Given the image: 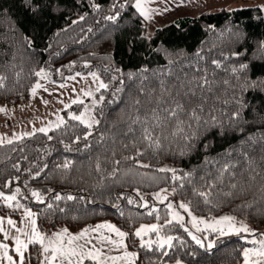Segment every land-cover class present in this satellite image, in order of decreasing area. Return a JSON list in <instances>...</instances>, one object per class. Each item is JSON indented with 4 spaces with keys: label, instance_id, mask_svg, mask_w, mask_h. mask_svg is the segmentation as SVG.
<instances>
[{
    "label": "trees",
    "instance_id": "16d2710c",
    "mask_svg": "<svg viewBox=\"0 0 264 264\" xmlns=\"http://www.w3.org/2000/svg\"><path fill=\"white\" fill-rule=\"evenodd\" d=\"M116 13L114 21L106 19ZM262 43L264 13L259 6L180 17L149 38L135 0H0V75L6 77L0 103L28 100L39 77L35 73L43 68L96 70L108 85L97 93L99 123L92 132L70 116L82 110V103H76L64 110L62 126L0 143V190L17 196L10 204L0 198V214L19 218L31 210L36 228L48 234L110 220L128 234L126 243L138 264H244L249 242L243 237H222L211 248L201 247L189 225L167 223L168 203L154 201L151 193L175 189L169 199L187 203L195 214H229L264 224V153L259 143L264 91L246 86L264 80ZM241 64L248 68L233 73ZM203 75L212 82L211 91L198 89L190 97L191 106L203 105L200 122L182 114L184 134L174 135L175 122L170 121L155 133L160 147L148 148L140 140L141 126L132 122L136 109L143 115L163 89L182 93L188 81ZM138 151L143 154L137 156ZM226 162L236 166L221 181ZM163 168L176 169L183 179L173 180L172 172L159 171ZM213 182L207 202L195 194L194 189L207 191ZM33 191L42 199L32 196ZM57 195L62 199L56 200ZM69 195L75 199H66ZM150 222L160 224L162 235L174 237L171 247L156 242L141 247L134 233ZM24 264H40L39 245H29Z\"/></svg>",
    "mask_w": 264,
    "mask_h": 264
},
{
    "label": "rangeland",
    "instance_id": "374dc122",
    "mask_svg": "<svg viewBox=\"0 0 264 264\" xmlns=\"http://www.w3.org/2000/svg\"><path fill=\"white\" fill-rule=\"evenodd\" d=\"M250 6H259L264 13V0H145V7L149 10L150 15L148 17L143 15V17L147 25V37L151 38L158 28L173 23L180 17H198L202 14L216 12L222 9L232 10ZM211 41L212 40L209 41V44L212 43ZM43 70L46 75L39 76L33 88H36L37 84L41 85V87L36 88L35 93L31 90V96L28 100L22 101L18 104L0 103V109H3L0 110V141H2V143L29 136L39 131L41 128L47 129L46 132H49L54 128L62 126L66 121L64 110L76 104L74 101L78 100L82 101V110L79 113L71 112L70 116H79L83 113L86 116L90 115L94 117L95 120H98L95 114V109L100 103L97 93L102 88H100L99 91H97V88L99 87L100 81H103L104 83L105 81L96 70H89L88 72L76 70L70 73H66L60 68H43ZM92 73H96L98 79L94 78L91 75ZM87 92H92V95H86ZM83 124L86 125L85 123ZM96 125L97 124H93L91 128L88 127L90 130L89 132H92ZM0 192L2 191L0 190ZM157 193L160 194L161 199H157ZM172 193L173 191L171 189L164 188L151 193V198L159 203H171L172 208H170V216L167 221L172 220V213L174 211L178 212L179 215L183 217L182 222L189 225V229L195 236L204 242V246H207L208 243L214 245V243L222 237L241 236L249 242L247 249L260 247L259 244L253 243V241L264 239V224H255L241 218H235L229 214L218 216H203L195 214L192 212L189 205L188 207L190 211L180 208L179 204L182 201H171L169 197ZM164 196H167L166 200L163 199ZM4 202L5 204L9 203L6 200H4ZM226 216L234 218L232 223L237 229L242 226H247L250 231L236 232L230 230L227 226V221L217 225L218 228L224 229V234H221L219 231H213L212 228L207 227L208 224H214L216 221H220L222 217ZM193 217L196 218L195 221L193 220ZM106 223L115 225L110 220L101 221L97 225ZM153 224L160 226L158 222L143 223L138 226L136 230L140 229L141 226H149ZM115 227L118 228L117 226ZM63 229L66 228L56 229L50 234L40 232L52 236V234L60 232ZM82 230L84 229L68 232L75 235ZM121 231L124 232L123 230ZM151 233L153 232H147L144 235L143 240L139 237V244H142L147 240H151L155 243L160 240L161 237H167L159 232H155L154 235ZM101 235L110 236L113 240L117 241L120 239L115 233L109 232L107 229H101L100 232H91L85 237V239L91 240V245H88V247L95 245L97 248H100L103 253L101 259H104L106 264H129L128 258L118 260L108 259L110 257H123L125 252L135 253L128 248L126 237L124 238V244L126 245L125 248L112 245L109 242L102 243L99 239ZM79 243H84V240L79 241ZM252 259H255V257ZM84 264H98V262L91 259H85ZM133 264H138L136 256L133 258ZM179 264L185 263L180 261Z\"/></svg>",
    "mask_w": 264,
    "mask_h": 264
},
{
    "label": "snow or ice",
    "instance_id": "6c2138e0",
    "mask_svg": "<svg viewBox=\"0 0 264 264\" xmlns=\"http://www.w3.org/2000/svg\"><path fill=\"white\" fill-rule=\"evenodd\" d=\"M28 4L32 3V0H26ZM120 7H123V5H119ZM94 7L99 8V5H94ZM117 7L116 4H113V8ZM135 8L140 10V13L144 15L145 17H148L150 15L149 10L145 7V0H135ZM35 11V9H33ZM119 13H116L115 15L108 16L106 19L108 20H115ZM80 19H84V17H80ZM262 48H264V43L261 45ZM214 64L217 65V67H220V64L218 61H213ZM248 68L247 64H241L239 68H232V72L236 73L238 71H244ZM146 71V70H142ZM37 76H45L46 73L42 69L40 72L35 73ZM79 75V74H77ZM94 78L98 77L96 76V73L91 74ZM131 75V74H130ZM74 78V77H73ZM6 79V77L0 75V87L3 86V82ZM225 83H227L225 81ZM211 84L212 82L208 80L207 75L201 76L199 79H194L192 81H188L185 85L187 88V91L184 92H176L173 94L172 92L168 91L167 89H163V94L155 100V106L148 109L143 115L140 114L139 108L136 109V115L133 118L132 122L134 124L140 125V140L144 142L148 148H159L160 147V137L156 135L157 129H161L170 121L175 122V132L174 135H180L184 134L185 124L186 121L182 120L180 117L181 115H187L190 120L195 121L197 123L200 122V115L199 113L203 111V105L202 103L196 104L195 107L191 106L192 101L190 97H195L197 95L198 89H207L211 91ZM247 87L250 88H258L261 91H264V80H252L247 82ZM41 87V85L37 84L36 88ZM108 85L105 84L103 81L99 82V87L97 88V91H99L100 88H107ZM36 88H33L32 91L35 93ZM119 91V89L117 90ZM86 95L91 96L92 92H87ZM165 96H167L169 99H165ZM201 101L203 100V96L200 97ZM74 103H82V101H74ZM135 104L138 106L141 104V101L137 100L135 101ZM3 110V109H0ZM234 117H239L240 113L236 112L233 114ZM75 120H79L82 123H85L87 127L91 128L93 124H98L99 121L95 120L94 117L85 114H81L79 116L73 115L72 117ZM212 121L215 122V117L213 116ZM59 126V125H57ZM188 127H191V124L187 125ZM41 132H46L47 129L41 128L39 129ZM128 132H134V129L132 127H129ZM194 135V134H193ZM190 136L185 135V139H190ZM79 139V138H77ZM249 141H252L253 143H257L253 140L252 137H249ZM2 143V141H0ZM11 143V141H9ZM260 150L262 153H264V136L260 138ZM135 147V143L132 145ZM127 147V145H125ZM143 153L137 152V156L142 155ZM243 155L247 157V152H244ZM125 159H132V157H126ZM262 159H264V156H262ZM70 161L66 162L63 167L68 168L70 166ZM116 163H119V161H116ZM143 167H147V165H142ZM236 165L233 163H225L222 168L220 169V173L218 176V179L222 181L223 173L227 172L230 168H234ZM15 167V166H14ZM97 168H99V164H97ZM161 172H172V179L173 180H180L183 179L182 177H178L176 175V169H168L163 168L159 169ZM38 175V173H37ZM188 176H191V173L186 174ZM234 175V173H232ZM10 183V182H9ZM215 187V182L208 185L207 191H199L195 190L194 192L196 195L201 196L205 199V202H207L208 197L211 195V189ZM236 184H232L231 188H236ZM175 191V189L173 190ZM16 192L19 193V189H16ZM231 192L225 193V195H231ZM32 196L36 197L37 200H41V194L37 191L32 192ZM157 199H161L160 194H156ZM0 198L5 199L9 203L14 202L17 200V196L15 194L13 195H7L3 192H0ZM56 200L62 199L60 195H57L55 197ZM66 199H75V197L69 195L66 197ZM163 199H167V196H164ZM129 203H134V201L129 200ZM190 203V202H189ZM143 206H147L146 204ZM16 207H21L20 204H16ZM51 207V205H49ZM169 208H172V204H168ZM180 208H183L185 210L190 211L188 204H185L181 202L179 204ZM35 213H32L30 210H26V218L34 217ZM172 220L181 221L183 220V217L179 215L178 212L172 213ZM172 220L167 221V223H172ZM193 220L195 221L196 218L193 217ZM234 220L233 217H222L220 221H216L214 224H208L207 227L212 228L213 231H219L221 234H224L223 228H218L217 225L221 224L224 221L228 222V228L230 230L236 231V232H248L250 229L247 228V226H242L241 228H236L235 225L232 223ZM4 224V218H0V231H4L3 228ZM7 224L11 225L13 228L16 227V222L12 219H7ZM31 229L30 233L25 232L24 229L17 228L16 231L19 233H22L27 239H21L20 235H16L13 238L15 239V252L18 254V258L14 259L12 255H9V245L3 242H0V258H6L8 261V264H24L25 260V251L28 249L30 244H36L40 246V264H84L85 259H91L94 261H97L98 264H106V261L104 259H101L103 253L100 248H97L95 245H92L91 247H88V245H91L90 239H85L91 232H100L101 229H107L109 232L115 233L116 236H118L120 239L113 240L110 236H104L101 235L99 239L101 242H109L112 245L119 246V247H125L124 244V238L128 235L125 232H122L120 229L116 228L115 225L112 224H101L97 225L94 228H86L82 230L78 234H71L68 232L67 229H63L60 232L52 234V236H48L47 234L41 233L36 227H35V220H30ZM160 226L153 224L149 226H141L140 229L136 230L134 235L136 237H140L143 240L144 235L147 232H159ZM8 237V233L5 231V238ZM174 237L167 236L166 238L161 237L160 240H158L156 243H159V246L161 248L164 247V245H168L169 247L172 246V240ZM192 239L196 241L198 245H201V247L204 246V242L198 238L197 236L193 235ZM84 240V243H79V241ZM154 242L151 240L144 241L141 244V247H147L151 248L152 244ZM253 243H257L260 245L259 248L254 249H245L243 251V255L245 257V264H264V239L253 241ZM208 248L213 247L212 243H208ZM136 256L135 253H128L125 252L123 257H110L108 259L112 260H118V259H129V264H133V258ZM255 257V259H252ZM179 264V262H178Z\"/></svg>",
    "mask_w": 264,
    "mask_h": 264
},
{
    "label": "crops",
    "instance_id": "0c3cea01",
    "mask_svg": "<svg viewBox=\"0 0 264 264\" xmlns=\"http://www.w3.org/2000/svg\"><path fill=\"white\" fill-rule=\"evenodd\" d=\"M259 5V4H258ZM0 218H4V224L3 228L4 231H0V242L6 243L9 245V255H12L14 259L18 258V254L15 252V239L13 238L16 235H20L21 239H27L22 233H19L16 231L17 228L24 229L25 232L30 233L31 224L30 220L34 219L35 216L31 218H26V213L19 218L11 217V216H5L0 214ZM10 218L13 221L16 222V227L13 228L11 225L7 224V219ZM5 231L8 233V237L5 238ZM0 264H8V261L6 258H0Z\"/></svg>",
    "mask_w": 264,
    "mask_h": 264
}]
</instances>
